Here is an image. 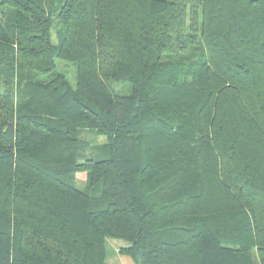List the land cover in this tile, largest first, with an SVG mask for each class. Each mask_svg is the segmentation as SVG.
<instances>
[{
  "label": "trees",
  "instance_id": "trees-1",
  "mask_svg": "<svg viewBox=\"0 0 264 264\" xmlns=\"http://www.w3.org/2000/svg\"><path fill=\"white\" fill-rule=\"evenodd\" d=\"M108 238L264 264V0H0V264H107Z\"/></svg>",
  "mask_w": 264,
  "mask_h": 264
},
{
  "label": "rangeland",
  "instance_id": "rangeland-1",
  "mask_svg": "<svg viewBox=\"0 0 264 264\" xmlns=\"http://www.w3.org/2000/svg\"><path fill=\"white\" fill-rule=\"evenodd\" d=\"M59 24L57 19H54L53 23V29H52V41L55 45L59 43V39L57 36V28ZM58 70L65 73V75L70 80L73 87L77 86V69L76 66L70 62H66L63 60L58 61ZM108 85L118 94H130L132 91L131 83L129 82H123V81H117V80H109ZM81 138L86 141L87 145L84 146L83 149L87 152H91L92 148H96V146H101L104 143H106L107 139L103 135H98L94 131L89 129H84L81 132ZM78 187L81 189L88 188V183L85 178L78 179L77 181ZM93 193L98 194L99 190L98 187L92 189ZM128 243L121 239L116 238H108L107 239V248L108 251L111 252L112 248L116 247H123L127 246Z\"/></svg>",
  "mask_w": 264,
  "mask_h": 264
},
{
  "label": "crops",
  "instance_id": "crops-1",
  "mask_svg": "<svg viewBox=\"0 0 264 264\" xmlns=\"http://www.w3.org/2000/svg\"><path fill=\"white\" fill-rule=\"evenodd\" d=\"M119 248L120 247H116L115 249L112 248L111 252H109L107 248V264H135L130 256L121 254Z\"/></svg>",
  "mask_w": 264,
  "mask_h": 264
}]
</instances>
